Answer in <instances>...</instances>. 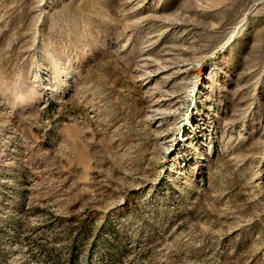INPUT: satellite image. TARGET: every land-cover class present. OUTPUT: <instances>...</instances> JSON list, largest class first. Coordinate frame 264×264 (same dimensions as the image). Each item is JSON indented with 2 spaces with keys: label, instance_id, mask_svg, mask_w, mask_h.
Segmentation results:
<instances>
[{
  "label": "rangeland",
  "instance_id": "obj_1",
  "mask_svg": "<svg viewBox=\"0 0 264 264\" xmlns=\"http://www.w3.org/2000/svg\"><path fill=\"white\" fill-rule=\"evenodd\" d=\"M0 264H264V0H0Z\"/></svg>",
  "mask_w": 264,
  "mask_h": 264
}]
</instances>
